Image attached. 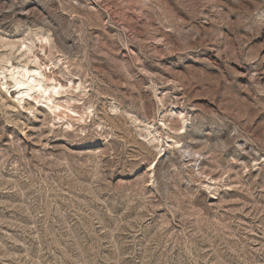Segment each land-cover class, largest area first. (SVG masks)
<instances>
[{
	"label": "rangeland",
	"instance_id": "obj_1",
	"mask_svg": "<svg viewBox=\"0 0 264 264\" xmlns=\"http://www.w3.org/2000/svg\"><path fill=\"white\" fill-rule=\"evenodd\" d=\"M0 69V264H264V0H0Z\"/></svg>",
	"mask_w": 264,
	"mask_h": 264
},
{
	"label": "bare ground",
	"instance_id": "obj_2",
	"mask_svg": "<svg viewBox=\"0 0 264 264\" xmlns=\"http://www.w3.org/2000/svg\"><path fill=\"white\" fill-rule=\"evenodd\" d=\"M23 69V68H22ZM24 71H25V68H24ZM29 72V71H28ZM0 73H2L1 72V69H0ZM23 76H25V75H23ZM26 77L27 76H25V80H26ZM28 77H30V73H29V75H28ZM16 79V78H15ZM31 79V78H30ZM24 79H17L16 81H15V84H13L12 86L16 89V90H18L19 91V98L22 100V98H23V95L25 94V95H30V92L29 91H32L33 92V90H37V87H39L40 85H41V83H40V81L39 82H36V83H34L33 84V86L31 87V85H28L27 83H26V81H25ZM37 80V79H36ZM29 81V80H28ZM27 81V82H28ZM31 82V81H30ZM39 85V86H38ZM2 86V85H1ZM57 88V87H56ZM42 89V93H43V95H45L46 96V94H47V92H49V86L47 87H44V88H41ZM54 91V90H53ZM41 93V92H40ZM41 93V94H42ZM40 96H42V95H40ZM49 97V96H48ZM26 98V97H25ZM36 99V98H35ZM39 100V99H38ZM55 104V103H54ZM53 104V106H50L51 108H53V110H55V109H57V108H59L60 106L58 105V104H56V105H54Z\"/></svg>",
	"mask_w": 264,
	"mask_h": 264
}]
</instances>
